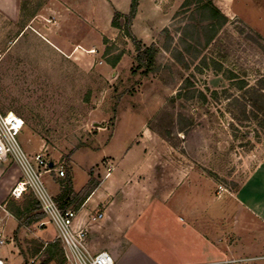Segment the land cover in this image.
Wrapping results in <instances>:
<instances>
[{"label":"rangeland","instance_id":"rangeland-1","mask_svg":"<svg viewBox=\"0 0 264 264\" xmlns=\"http://www.w3.org/2000/svg\"><path fill=\"white\" fill-rule=\"evenodd\" d=\"M131 1L23 0L22 20L0 25V112L23 120L18 141L28 156L42 153L66 175L74 160L94 171L102 155L128 149L135 155L148 142L145 131L160 133L181 156L184 176L193 172V183L182 185L166 205L153 202L128 235L110 237L125 238L161 264H264V221L235 199L264 161L262 115L256 120L251 114L255 98L247 99L248 120L229 99L243 98L264 78V0H236L238 15L229 12L217 32L201 10L204 0H157L155 11L142 0L132 32L144 46L157 47L147 74L137 71L133 42L112 26L114 13L128 15ZM118 56L113 68L108 62ZM242 81L248 86L240 91ZM117 118L122 149L104 147ZM148 143L149 150L159 147ZM108 161L110 171L114 161ZM56 178L54 173L42 179L52 196ZM83 179L77 172L76 185ZM7 185L5 180L0 188L5 192ZM179 197L191 213L176 209ZM41 223L17 234L14 222L6 221L9 241L0 247V258L8 264H58L46 262V250L30 256L35 242L52 243L42 241L40 232L48 228L51 237L57 235L54 226ZM53 242L62 248L58 237Z\"/></svg>","mask_w":264,"mask_h":264},{"label":"crops","instance_id":"crops-1","mask_svg":"<svg viewBox=\"0 0 264 264\" xmlns=\"http://www.w3.org/2000/svg\"><path fill=\"white\" fill-rule=\"evenodd\" d=\"M235 1L212 0L214 6L228 21L230 20L229 12L238 15L234 11ZM141 2L142 0L139 1L140 6L138 10L141 8ZM22 3L23 0H0V25L2 23L16 24L22 20ZM148 4L153 11L156 10L157 0H148ZM137 18L138 16L134 20L133 29L135 31L137 28ZM148 23L151 24L152 22L149 21ZM119 119L117 118L111 138L105 143L104 147H108L114 143L119 149H122L120 138L117 141ZM145 134L148 142L151 140L152 143L157 142L159 147L149 150L146 147L149 143L145 140ZM145 134L142 135L143 144L147 143L142 150H138L135 153V155L140 156L138 163L135 165L132 164L135 155H132V149H128L126 151L123 150L122 153L119 151L114 156L108 155L109 153L102 155L101 161L93 164V166L99 165L94 171L89 172L90 167L87 166L79 167L76 165L75 160L70 169L75 192L81 191L88 183L92 172H94V177L101 183L100 187L91 195L80 211L77 212L73 229L75 231H88L87 245L89 250L93 254L108 251L115 259V262L133 261L137 258L140 264L162 263L139 249L136 251L134 246L129 244L125 238L121 241L123 239L121 237L119 239L110 236L128 235L135 224L134 220L143 217L153 202L158 201L162 205H166L170 201L168 197L174 195L182 185L187 181H190V184L193 183L192 171L190 172V176H186L187 174L184 176L183 174V162L177 149L168 145L160 133L157 135L155 131L148 130L145 131ZM108 159L114 161V166L109 165L111 167L110 171L105 167V164H109L110 162ZM11 160L9 159L8 161ZM77 172L84 177L79 186L76 185ZM21 177V168L13 160L7 167L0 168V187L1 183H4L5 180L8 181L5 192L3 188H0V202L6 203L10 198L12 188ZM52 186L54 191L53 197L55 198L59 194L60 185L57 182H52ZM235 199L244 212L249 213L260 223L264 221V161L255 168L241 185L235 194ZM185 203L186 199L184 200L179 197L176 200V209L191 213V208L187 207ZM96 208H98V212L91 216V211ZM99 214L103 215L102 218L93 220ZM6 221L8 223L14 222V229H17L18 222L13 216L7 218ZM6 235L8 236L7 230ZM38 236L44 242L54 243L53 240L58 237V234L56 237H51L47 228L40 232ZM100 240L103 241L102 245L98 244ZM210 249V251H213V248ZM203 250L205 253L209 252L207 247ZM0 259L4 260L5 264H8L5 259Z\"/></svg>","mask_w":264,"mask_h":264},{"label":"built area","instance_id":"built-area-1","mask_svg":"<svg viewBox=\"0 0 264 264\" xmlns=\"http://www.w3.org/2000/svg\"><path fill=\"white\" fill-rule=\"evenodd\" d=\"M23 128L24 122L17 115L0 112V163L12 159L22 171V177L12 188L10 198L21 200L25 193H32L36 197L46 216L41 226L52 225L57 230L66 257L65 264H116L108 251L93 254L89 250L86 230L73 229L76 211L70 209L63 213L59 209L42 179L44 175L54 173L56 177L63 179L66 177V171L63 166L47 161L42 153L34 158L28 156L18 141ZM50 164H53V168H50ZM102 216L99 214L93 220ZM9 217L12 215L7 210L6 203L0 202V247H5L9 241L5 231L6 219ZM0 264H5L4 260L0 259Z\"/></svg>","mask_w":264,"mask_h":264},{"label":"trees","instance_id":"trees-1","mask_svg":"<svg viewBox=\"0 0 264 264\" xmlns=\"http://www.w3.org/2000/svg\"><path fill=\"white\" fill-rule=\"evenodd\" d=\"M139 1L140 0L131 1L130 12L128 15H124L121 12L116 11L112 20V26L116 29L123 30L125 36L133 42L136 49L135 60L137 63V71L145 69L143 73L147 74L155 67L157 47L155 45H151L150 47L144 46L141 41L136 39L132 32L133 21L135 20L138 13ZM201 10L210 17V20H214L216 22L214 23L215 25L213 24L215 32H217L218 28H221L228 23V19L223 16L221 12L214 6L212 0H204L203 4L201 5ZM21 13L23 16L24 10H21ZM122 19L125 20L124 26H122ZM120 59L121 56H118L114 61H109L108 63L113 68H115L120 62ZM247 86V83L242 81L240 84H238V89L242 91L247 88ZM214 95L217 96L218 93L214 92ZM249 97L256 99L257 104L253 107L254 110L252 109L251 114L256 120L260 119V116L262 115L259 126L264 130V78L258 81L255 88L247 90L246 95L243 96V98L237 96L235 97L233 95L229 96V99H233L235 101L234 104L243 109V114L246 120L249 119L247 116V99ZM56 182L60 185V191L55 197V201L63 213L70 209L76 212L80 211L86 201L101 185L100 181L94 177L92 172L88 183L82 188L81 191L75 192L70 170L68 171L65 178H58V180L56 178ZM6 208L18 222L17 229L15 230L17 234L23 227L32 226L34 224L43 222L46 219L39 201L32 193H25L21 200L9 198L6 201ZM35 245L38 246L30 251L31 257L35 258L42 251L46 250L48 255V260L46 262L49 263L55 261L58 264H65V253L59 242L45 246L41 242H35ZM31 264L44 263H39L37 260H35Z\"/></svg>","mask_w":264,"mask_h":264},{"label":"water","instance_id":"water-1","mask_svg":"<svg viewBox=\"0 0 264 264\" xmlns=\"http://www.w3.org/2000/svg\"><path fill=\"white\" fill-rule=\"evenodd\" d=\"M50 168H53V164H50Z\"/></svg>","mask_w":264,"mask_h":264}]
</instances>
